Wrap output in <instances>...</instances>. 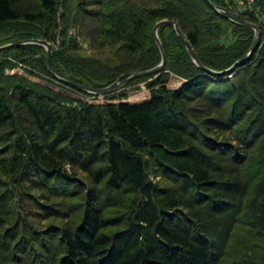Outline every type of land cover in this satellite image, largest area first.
Listing matches in <instances>:
<instances>
[{
    "label": "trees",
    "instance_id": "16d2710c",
    "mask_svg": "<svg viewBox=\"0 0 264 264\" xmlns=\"http://www.w3.org/2000/svg\"><path fill=\"white\" fill-rule=\"evenodd\" d=\"M238 14L261 39L233 73L163 25V69L101 99L0 51V264H264V22ZM163 19L213 71L254 37L204 0H0V46L103 88L161 62Z\"/></svg>",
    "mask_w": 264,
    "mask_h": 264
},
{
    "label": "water",
    "instance_id": "95a60500",
    "mask_svg": "<svg viewBox=\"0 0 264 264\" xmlns=\"http://www.w3.org/2000/svg\"><path fill=\"white\" fill-rule=\"evenodd\" d=\"M204 1L206 2V4L211 9H213L215 12H217L218 14L223 16L224 18H226V19H228L231 22H234L236 24L247 26L254 31L253 41H252L249 49L247 50V52L244 55H242L239 59H237L229 68L222 70V71H213V70L203 66L202 63L200 62L196 52L194 51L191 43L189 42L187 37L184 35V33L181 31V29L179 27V23L177 21L166 20V19H163V20H160L159 22H157L155 24V26L153 27V31H152L153 39H154V41H155V43H156V45L160 51V54H161V62L157 66L152 67L150 69L132 72L131 74H129L124 79H122V76H120L114 82H112L111 84H109L103 88H90V87H87L83 84L73 82L71 80H67V79H64V78L58 76L54 71L53 63H52V59H51L52 46L50 43H48L44 39L15 41V42L3 44L0 46V51L5 50V49H9L11 47H17V46L22 45V44L35 43V44L41 45L44 47V49L46 51L47 69L49 70L51 75L57 81L64 83L65 85H67V86L71 87L72 89L77 90L79 92H83V93L98 96V97H103L105 95L118 92L119 90L125 88L126 84L136 77H142V76H148L151 74H155V73H158L161 69H163L166 57H165V51H164L162 42H161L159 35H158V29L163 25H172L174 27V30H175L177 36L180 38L183 45L185 46L191 60L197 66L203 68L207 72L212 73L214 75L226 76V75L233 73L237 67H239L240 65L245 63L252 56V54L255 52L256 48L260 44L261 30L257 24L236 15L235 13L231 12L227 8L216 5L211 0H204Z\"/></svg>",
    "mask_w": 264,
    "mask_h": 264
},
{
    "label": "rangeland",
    "instance_id": "374dc122",
    "mask_svg": "<svg viewBox=\"0 0 264 264\" xmlns=\"http://www.w3.org/2000/svg\"><path fill=\"white\" fill-rule=\"evenodd\" d=\"M253 6L255 7V8H258V10L257 11H255L256 12V14L257 15H259L260 16V18L261 19H258V21L259 22H262V20H264V11L256 4V1L255 0H253ZM82 46L83 47H85L84 49H85V53H90V51L87 49V51H86V48H88V45L85 43V42H83L82 43ZM90 54H95L94 52L93 53H90ZM34 79V78H33ZM37 80V79H36ZM180 81V80H179ZM178 83V79H175V78H172L170 81H169V85L171 86V87H173V85H175V84H177ZM74 95L75 96H77L78 97V95L76 94V93H74ZM149 96V93H148V91L144 88V86L141 84V89L140 90H138V91H136L135 93L133 92V93H130L129 94V99H128V101H131V102H134V101H138V100H141V99H143V98H146V97H148ZM98 99H101V97H97ZM92 99V98H91ZM86 100H90V99H88V98H86Z\"/></svg>",
    "mask_w": 264,
    "mask_h": 264
},
{
    "label": "built area",
    "instance_id": "2783aa9c",
    "mask_svg": "<svg viewBox=\"0 0 264 264\" xmlns=\"http://www.w3.org/2000/svg\"><path fill=\"white\" fill-rule=\"evenodd\" d=\"M226 5H228L230 8L236 10L237 12H240L245 15H252L257 20L261 19L259 15L256 14L255 11L258 10V8H255L253 6V0H221ZM264 22V20H262Z\"/></svg>",
    "mask_w": 264,
    "mask_h": 264
}]
</instances>
